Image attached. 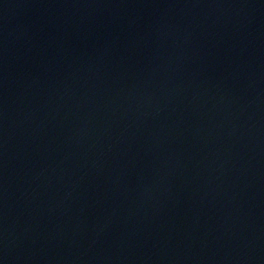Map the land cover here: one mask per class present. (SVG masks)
I'll use <instances>...</instances> for the list:
<instances>
[{"label":"water","instance_id":"obj_1","mask_svg":"<svg viewBox=\"0 0 264 264\" xmlns=\"http://www.w3.org/2000/svg\"><path fill=\"white\" fill-rule=\"evenodd\" d=\"M0 264H264V0H0Z\"/></svg>","mask_w":264,"mask_h":264}]
</instances>
